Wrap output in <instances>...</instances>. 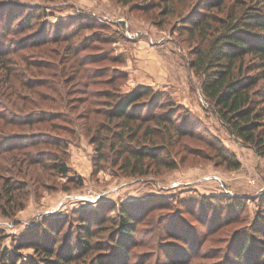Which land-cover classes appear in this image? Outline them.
Here are the masks:
<instances>
[{
  "label": "rangeland",
  "instance_id": "374dc122",
  "mask_svg": "<svg viewBox=\"0 0 264 264\" xmlns=\"http://www.w3.org/2000/svg\"><path fill=\"white\" fill-rule=\"evenodd\" d=\"M164 4L0 0V196L5 183L17 188L14 202L0 210V255L35 242L66 244L68 253L79 224L93 229L105 217L97 239L106 241L122 208L137 211L133 242L122 250L131 264H223L227 247L249 237L253 223L264 230V160L210 108L189 68L196 33L180 29V13L161 14ZM231 7L227 0L223 11L209 12L221 17ZM136 88L163 96L143 103L142 114L155 120L169 114L180 129L193 131L162 148L174 169L148 162L146 174L125 172V155L114 162L116 147L98 158L95 136L112 139L121 125L108 110ZM158 121L133 124L140 134ZM204 138L224 144L240 167L227 169ZM153 143L161 149L158 138ZM37 154L44 155L30 164ZM56 159L66 174L52 167ZM90 195L95 201L81 199ZM25 247L19 260L11 255L15 264L34 257Z\"/></svg>",
  "mask_w": 264,
  "mask_h": 264
},
{
  "label": "trees",
  "instance_id": "16d2710c",
  "mask_svg": "<svg viewBox=\"0 0 264 264\" xmlns=\"http://www.w3.org/2000/svg\"><path fill=\"white\" fill-rule=\"evenodd\" d=\"M163 1H166V4L161 14L180 13L178 15L181 20L180 29L196 33V37L192 39L196 38L199 43L193 50L194 58L189 61V68L201 80L200 90L210 108L231 135L242 144L251 147L264 160V0H228L229 6L233 3V7L225 11V15L221 17L209 11L215 9L217 12L223 11L227 0ZM174 2L181 5L178 11ZM152 8L154 7H147L144 12ZM203 9V12L199 11ZM254 71L256 74L252 75ZM157 95L158 93L148 88L144 90L136 88L115 102L108 113L117 118L121 122L118 124L121 125L113 131L112 139L102 140L95 136L99 159L102 158L101 152L106 149L116 152V147L118 154H113L116 155L114 162L125 155L121 165L125 172L146 174L148 162H152L156 167L175 168V164L168 161L169 155L162 157L164 152L162 148L170 147L175 138L193 137V131L180 129L179 124L167 114L156 119L163 121H158L163 124L162 127L158 123L154 128L147 126L139 134L141 122L148 120L156 122L153 113L142 114L139 108L143 103L150 104L163 100L162 94L159 97ZM143 99L145 100L140 102ZM42 117L44 118V115L38 116L35 121ZM135 121L140 124L135 126L133 124ZM125 131L133 141L132 144L125 141ZM154 137L160 140L161 149L154 147ZM204 141L213 150L214 157L227 169L237 170L240 167L239 159L230 153L224 144L206 138ZM42 155L44 154H37L28 161L31 164L39 157L42 159ZM92 163V166L98 169L95 157L92 158ZM52 167L61 175L68 171L65 163L59 159L52 163ZM15 189H17L15 185L9 183L2 186L4 196H0V202L5 198L6 200L0 203V210L6 207V202L7 204L14 202ZM136 213L137 211L122 208L113 222L110 221L112 227L106 241L97 238L101 227L106 224L107 217L99 219L96 228L93 229L91 226L79 224L74 232L73 249L69 248L68 251H71L68 253L63 251L66 244L60 246L56 243L50 245L32 243L27 247L33 250L34 257L26 264H131L124 259L127 255L123 254L122 250L126 248L125 243L131 245L133 242L131 236L135 231ZM250 229L252 233L249 237L245 236L240 242L236 244L233 242L227 247L231 249L228 250L226 257H223V264H264V230L255 223ZM71 237L67 238V242ZM95 239L97 241H93ZM21 247H25L24 243L14 248L13 254L3 251L0 255L1 264H15V261L21 258L17 253ZM188 263L189 259H183L178 264ZM168 264H174L173 260Z\"/></svg>",
  "mask_w": 264,
  "mask_h": 264
},
{
  "label": "built area",
  "instance_id": "2783aa9c",
  "mask_svg": "<svg viewBox=\"0 0 264 264\" xmlns=\"http://www.w3.org/2000/svg\"><path fill=\"white\" fill-rule=\"evenodd\" d=\"M126 26H128V25L126 24ZM84 198H87L88 201H95L96 195H93V196L90 195V196L81 197V199H84Z\"/></svg>",
  "mask_w": 264,
  "mask_h": 264
}]
</instances>
